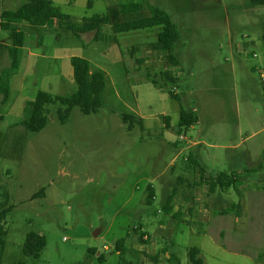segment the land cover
<instances>
[{
    "label": "rangeland",
    "instance_id": "obj_1",
    "mask_svg": "<svg viewBox=\"0 0 264 264\" xmlns=\"http://www.w3.org/2000/svg\"><path fill=\"white\" fill-rule=\"evenodd\" d=\"M23 1L3 0L2 5L13 10ZM53 2L76 18L103 14L107 8L103 0ZM155 5L170 15L180 34L172 49L179 61L176 69L170 68L177 72L173 87L152 85L147 79L155 76L159 81L169 67L163 56L155 61L144 57L145 63L139 64L123 62L125 55L147 50L160 55L149 47L156 39L153 33L122 35V46L134 45L138 38L143 42L134 55L128 47L123 55L115 42L93 43L91 32L76 38L54 22L41 44L32 46L40 56L27 100L38 90L63 96L76 90L69 54L84 56L92 68L98 64L106 72L128 64L129 78L118 73L112 80L107 72L103 104L96 113L73 107L60 123L58 104L49 105L48 122L32 133L20 123L25 102L15 99L19 76L17 70L12 74V107L0 119V202L7 193L10 208L0 264H189L190 246L200 249L203 264H264V82L259 78L264 76V6L253 0H158ZM3 41L8 39L1 31ZM44 50L65 57H42ZM7 64L4 54L0 72ZM180 108L198 117L193 127L177 125ZM119 113L141 121L164 117L165 125L169 117L173 132L180 129L185 138L178 139L177 148L163 147L161 121L155 119L147 129L142 122L127 129ZM194 140L204 144L198 145V156L191 149L187 158L186 145ZM259 164L256 172H244ZM164 170L165 176L180 175L185 183L177 181L175 189L171 183L162 186L157 174ZM220 172L237 180L227 189L207 191L205 198L207 179ZM202 176L206 184L200 183ZM148 184L156 189L149 204ZM171 191V211L166 213L163 204ZM218 195L224 201L212 204ZM186 201L193 204L183 209ZM225 208L231 210L222 213ZM28 232L44 238L37 258L22 253ZM141 233L146 238L140 241ZM58 236L65 239L57 241ZM121 238L120 263L115 243Z\"/></svg>",
    "mask_w": 264,
    "mask_h": 264
},
{
    "label": "trees",
    "instance_id": "obj_2",
    "mask_svg": "<svg viewBox=\"0 0 264 264\" xmlns=\"http://www.w3.org/2000/svg\"><path fill=\"white\" fill-rule=\"evenodd\" d=\"M142 1L146 3L145 10H143L141 3L133 0H117L106 9L105 13L84 17L79 23H73L70 16L62 13L50 0H24L21 5L13 10L0 11V29L6 33L10 43L9 45L0 43V60L4 54L9 59V65L3 67L0 72V103L7 101L10 92V78L19 67L20 48L26 35L25 29L19 25L22 23H27L33 30L41 26L48 30L47 28L53 26L55 22L57 25H64L67 32L76 38H79L82 33L94 31L93 39L95 40L97 38H105V35L102 36L100 33V28L105 25L109 27L111 31L109 37L113 40H115L116 33L160 26L161 29L157 33L155 41L149 43V47L166 51L164 59L169 67L161 72L159 81L155 76H147V79L152 85L160 84L166 89L173 87L178 82L175 72L172 73L170 70L171 67L179 65L177 56L172 52L173 46L180 36L177 25L164 9L150 5L147 2L149 0ZM253 3L264 6V0H253ZM129 51L134 55L137 47L132 46ZM69 61L76 90L67 96L38 90L33 99L26 100L22 108L23 118L20 123L29 132H38L44 128L48 122L47 112L49 105L58 104L55 115L60 123L66 122L73 107H77L83 114L96 113L102 107V92L105 86L104 73L97 68H92L90 62L81 56L73 55ZM135 62L139 64L143 60L135 57ZM169 94L170 96H175V94ZM119 116L122 122L126 124L127 129H131L134 124L140 126V118L133 114L119 113ZM194 122H196V119L192 116L191 111L180 108L178 126L186 128ZM260 168L261 164L257 168H245L244 172L250 174ZM235 180H237V176L232 173H217L207 179L208 192H214L218 188L227 189L233 185ZM39 192H42V189ZM3 195L4 200L0 202V260L6 235L4 223L10 210L7 205L8 195L7 193ZM172 195L173 192L171 191L163 204V210L166 213L171 211ZM152 199L153 190L148 187L146 202L149 204ZM232 207H237V204H233ZM230 210L225 208L221 212L228 213ZM132 230L136 231V229ZM141 237L142 233L140 241ZM122 242L123 239L121 238L115 243L120 263L123 256ZM43 246L44 238L42 235L28 232L24 238L22 253L25 256L37 258ZM97 259L103 261V256L99 254ZM187 259L189 264H203L201 251L196 246L187 248Z\"/></svg>",
    "mask_w": 264,
    "mask_h": 264
},
{
    "label": "crops",
    "instance_id": "obj_3",
    "mask_svg": "<svg viewBox=\"0 0 264 264\" xmlns=\"http://www.w3.org/2000/svg\"><path fill=\"white\" fill-rule=\"evenodd\" d=\"M55 6H56V4L53 2V0H50ZM104 1V3L106 4V6H107V8L110 6V5H112L114 2H116L117 0H103ZM134 2H137V3H141V6H142V8H143V10H145V6H146V3L145 2H143L142 0H133ZM157 1L158 0H149V1H147L150 5H153V6H156L155 5V2L157 3ZM168 1H173V0H168ZM24 2V1H23ZM22 2V3H23ZM2 3H3V0H1L0 1V11H2V10H7V9H5L4 7H3V5H2ZM21 3V4H22ZM89 3V2H88ZM20 4V5H21ZM92 4V2L90 3V5ZM18 7V6H17ZM107 8H105V9H107ZM161 8V7H160ZM15 9V8H14ZM106 11V10H105ZM105 11H104V13H105ZM67 15H69V14H67ZM92 15V14H91ZM70 16V15H69ZM70 19H71V21L73 22V23H79V22H81L82 21V19H83V17L82 18H76V17H71L70 16ZM1 21V20H0ZM20 26H22L24 29H25V32H26V35H25V39H24V41H23V44H22V46H21V48H20V55H19V67H18V69H17V72L15 73V74H17L18 76H19V80H18V88H17V93H16V96H15V99H18V100H20V101H22V103H24L27 99H28V94H27V91L30 89V84H31V80H32V78H33V76H34V73H35V69H36V61H37V58L40 56V54L39 53H37L35 50H33V48H32V46H36V47H38V45H40L41 44V42H42V40H41V36L44 34V33H47L46 31H45V28H44V26H41V27H38V28H36V30H33L32 28H30V26L29 25H27V23H22V24H19ZM161 29V27L160 26H154V27H151V28H144V29H137V30H130V31H126V32H121V33H116L115 34V40H113V39H111L109 36H110V34H111V31H110V29H109V27L107 26V25H105V26H102L101 28H100V33H101V35L102 36H104L105 35V38H97L96 40L95 39H93V36H94V31H89V32H91L92 33V36L91 37H89V40H91V41H93V43H97V42H99V41H103V40H108V41H110V42H115V43H117L118 44V46H119V48H121L122 50H121V53L123 54V55H125V53L123 52L124 50H125V47H128V46H126V45H123L122 46V44H120V42H118L119 41V39H120V37H121V39L124 37V36H122V35H124V34H132V36L133 35H140V34H142V33H144V34H147V33H149V34H151V33H153L154 35H157V33L159 32V30ZM154 30V31H153ZM2 30L0 29V32H1ZM145 31V32H144ZM3 32V35L5 36L6 35V33L4 32V31H2ZM86 33H88V32H85V33H82V34H80L81 36V39L84 37V35L86 34ZM141 36H143V35H141ZM2 37V36H1ZM148 38V35H145V36H143V39L142 40H146ZM137 40V39H136ZM141 40H139V38H138V40H137V43L136 44H134V45H130L128 48H130V47H132V46H136L138 43H143V42H140ZM153 41H155V40H151V42H153ZM81 42V41H80ZM0 43H2V42H0ZM2 44H4V45H9L10 43H9V41L7 42V41H3V43ZM84 47V46H83ZM137 47V46H136ZM24 48V51H23V56H22V52H21V50ZM137 49H138V47H137ZM151 49V48H150ZM152 51H156V52H158V54H160V55H156V54H154V53H152L150 50H147V52H145L143 55H137V56H131L130 54H129V57L127 56V55H125L124 56V60H123V62H125V61H129L128 62V64L129 63H131L132 62V59L135 61V57H137V58H139V59H142L143 60V62L145 63V58L144 57H148L149 58V61H155V60H158V58L159 57H164V55L166 54V51H164V50H158V49H151ZM73 55H78V54H69V55H67L66 57H68V60L70 59V57L71 56H73ZM4 56V55H3ZM42 57H53V58H56V59H60L61 57H65L64 55L63 56H53V55H48V54H46V52H45V50H44V55H42ZM81 57H83L84 58V56H81ZM87 59V58H86ZM9 60V59H8ZM87 60H89V59H87ZM89 61H91V60H89ZM92 62V61H91ZM90 62V63H91ZM143 62H141V63H143ZM128 64H124L123 65V67H122V69L121 68H119L118 69V67L117 66H115L114 68H112L111 70H107V72H108V75L110 76V78L113 80V78L119 73L121 76L123 75L124 76V78L125 79H127L128 80V78H129V74H128V72H129V70H127L126 69V66L128 65ZM8 65V64H7ZM94 65H96V67L95 68H101L103 71H104V77H105V74L107 75V72L105 71V68H104V66H99L98 64H94ZM98 65V66H97ZM174 69H176L175 67H173ZM137 69V68H136ZM143 69H146V67H144ZM131 71H134L135 73H137V74H139V72H137V71H135L134 70V68L133 69H131ZM175 72V71H174ZM71 73H72V71H71ZM175 73H177V72H175ZM142 74H143V77L146 79V74L145 73H143L142 72ZM140 75V74H139ZM129 82V81H128ZM10 91H11V88H10ZM37 93V92H36ZM10 95V94H9ZM175 95H176V93H175ZM8 99H9V96H8ZM8 99H7V101L5 102V103H2V109H1V111H0V119H3V117L5 116V114L6 113H8L9 112V110L11 109V103H9V101H8ZM128 104V103H127ZM132 107V106H131ZM22 109V108H21ZM191 114H192V116L196 119V121H197V119H198V117L191 111ZM162 115V114H161ZM163 116H167L166 114H164V115H162V117ZM168 117V116H167ZM140 118V117H139ZM161 118V117H160ZM160 118H155V117H152V118H150V117H143V121H141L142 120V117L140 118L141 120H140V123H141V125L144 127V129H147V128H149L150 127V125L154 122V120L155 119H157V120H159V121H161L162 122V120L164 119V117H163V119L162 120H160ZM164 121H165V119H164ZM194 123H196V122H194ZM193 123V124H194ZM162 124H163V126H164V128H165V131L164 132H162L161 134H160V137H161V145L163 146V147H173V148H177V142H178V139H180L179 138V130L180 129H178V131H177V128H175L174 129V131L175 132H173V128H171V126L169 125L170 124V122H169V117H168V122H167V124L165 125L164 124V122H162ZM193 124L192 125H189L188 127H193ZM178 125V124H177ZM204 144V141L203 140H194V141H192L191 143H188L187 145H186V148L188 149V154H187V158H191V149H193L194 150V152L195 153H197V156H198V150H199V146L198 145H203ZM179 153H180V151H178V154H177V156L179 155ZM207 154H208V152H207ZM200 156V155H199ZM186 158V159H187ZM174 157L171 159V164L172 165H174ZM191 160H193V161H196L195 160V158L194 159H191ZM202 170V169H201ZM197 171L198 172H203V171H200V169L197 167ZM165 173H166V171L164 170V171H161V172H159L158 174H157V177H158V179L160 180V181H162V186H164L165 187V185H168V183H171V185H173L172 186V188L173 189H175L176 187H178L179 188V185L177 186V181H178V183L181 181V180H183V183H185L184 181H185V179L183 178V177H181L180 175L179 176H174V174H170L169 176H165ZM204 178H206L205 176H202V180L200 181V183L201 184H206L205 183V179ZM165 180V181H164ZM194 184H196V183H194ZM175 185H176V187H175ZM187 185L188 184H186V187H187ZM148 187H150L152 190H153V197H154V195L156 194V189H155V187L152 185V184H148ZM148 187L146 188L147 189V191H148ZM189 187H190V185H189ZM207 191L208 190H206V193H205V198H206V195H207V197H208V193H207ZM194 196V195H193ZM195 198V197H194ZM194 198H193V200H194ZM220 199H222V201H224V199H223V196L222 195H218L217 196V198L214 200L213 199V201H212V204H218V202L220 201ZM218 200V201H217ZM191 204H193V203H190L189 201H186V202H184L183 203V209H185V208H187L188 206H191ZM231 204V203H230ZM194 205H195V203H194ZM209 211H212V212H215V210H214V208H209ZM220 211V210H219ZM222 211V210H221ZM205 224H208V219H206V221H205ZM141 229H143V227H141Z\"/></svg>",
    "mask_w": 264,
    "mask_h": 264
},
{
    "label": "built area",
    "instance_id": "obj_4",
    "mask_svg": "<svg viewBox=\"0 0 264 264\" xmlns=\"http://www.w3.org/2000/svg\"><path fill=\"white\" fill-rule=\"evenodd\" d=\"M253 56H255V54H253ZM259 78H260V80H261L262 82H264V76H263L262 74L259 75ZM171 91H172V92H175V90H173V89H171ZM174 94H175V93H174ZM179 138H180V139H184L185 137L182 136V135H179ZM142 238H146V236L142 234ZM64 239H65L64 237H59V236L56 238L57 241H63Z\"/></svg>",
    "mask_w": 264,
    "mask_h": 264
}]
</instances>
